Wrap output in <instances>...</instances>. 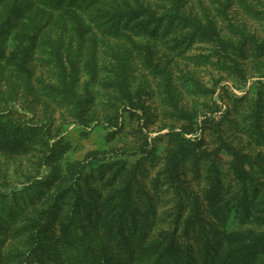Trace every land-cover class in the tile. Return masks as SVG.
I'll return each instance as SVG.
<instances>
[{"label":"rangeland","instance_id":"rangeland-1","mask_svg":"<svg viewBox=\"0 0 264 264\" xmlns=\"http://www.w3.org/2000/svg\"><path fill=\"white\" fill-rule=\"evenodd\" d=\"M143 1L159 18L156 39L141 32L137 22L117 30L108 28L113 22L105 19L93 23L91 15L82 16V31L76 32L66 17L49 14L48 8L38 13L37 8L34 17L43 30L27 65L29 74L8 81L7 72L0 71V96L8 101L0 103V114L9 112L14 121L35 128L32 138L38 143L22 155L0 150V191L8 194L7 203L13 193L32 195V183L66 175L74 163L92 193L98 190L116 198L127 185L133 206L147 215L153 236L174 225L178 196L163 184L160 173L172 146L169 135L183 130L195 145L192 158L180 167L187 188L180 229L184 223L197 227L201 220L227 231L257 228L264 220V0ZM51 45L60 46L65 63L68 58L75 61V95L83 105L82 118L44 92L58 86ZM116 67L124 73L126 100L110 84ZM235 159L255 187V198L249 189L248 218L235 208L220 223L209 209V182L216 172L209 169L207 181L204 170L214 165L221 178L216 206L220 201L236 203L244 185L231 172ZM137 166L139 172L131 179ZM115 174L119 176L109 186ZM41 190L53 191L44 186ZM56 228H48L51 244L63 242ZM177 240L188 244L183 236ZM78 242L79 249L63 248L59 256L40 251L37 264H63L60 257L66 258L64 264H85V244ZM92 243L108 264L125 258L116 238ZM15 244L1 242L0 253L24 249Z\"/></svg>","mask_w":264,"mask_h":264},{"label":"trees","instance_id":"trees-1","mask_svg":"<svg viewBox=\"0 0 264 264\" xmlns=\"http://www.w3.org/2000/svg\"><path fill=\"white\" fill-rule=\"evenodd\" d=\"M157 1L160 0H153L154 3ZM37 8L38 13L48 8L49 14L66 17L76 32L82 31L81 21L84 15L93 16V23L101 19L113 22L108 28L114 26L117 30L130 21L137 22L138 29L143 33L147 32L153 39L157 38L155 35L160 30L159 18L153 15L148 1L143 0H0V71L7 72L8 81L10 78L16 79L29 74L27 65L38 46L37 36L43 30L39 20L34 17ZM196 29L207 34L211 32ZM146 46L149 47L148 43ZM50 52L51 62L58 70V86L44 88V92L50 100L73 108L77 112L76 116L82 118L83 105L75 95V61L68 58V63H65L59 45H51ZM123 74L121 67L113 69L110 84L126 100ZM4 99L6 97L1 95L0 103ZM127 100L130 101L128 97ZM33 132H36L35 128H27L14 121L9 112L0 114V150L3 152L17 155L28 153L34 143H38L33 141ZM186 132L188 131L182 130L169 135L172 146L166 154L160 173L164 178L163 184L170 187L179 200L171 230H158L153 236L150 235L147 215L138 212L133 206V195L127 185H123L119 194L115 195L116 198L114 194L102 196L98 190L92 193L84 175H81L82 169L73 163L69 165L66 175L58 174L46 181L32 183L29 188L32 195L25 192L13 193L12 201L7 203L8 194L0 191V243L12 240L16 242L15 246L19 244L24 248L0 253V264H37L42 260L40 251L47 257L59 256V253H63V248L79 249V239L85 244L83 248L86 256L83 257L84 260L81 259L85 264H108L105 257L96 250L98 247L92 243L101 240V237L118 239L119 249L125 258L119 257L114 264H264V220L260 221L257 228L244 231H227L211 224L207 227L203 220L197 227L184 223L180 229L184 216L182 195L187 190L180 167L187 159L192 158V146L195 145L194 141L183 136ZM198 161L195 160L194 163ZM211 168L216 172V177L210 181L208 171ZM230 168L240 184L244 185L242 197L232 204L230 201H220L219 206L216 205L221 178L214 165L204 170L205 179L213 186L209 209L212 214L217 215L220 223H224L235 208L244 218H248L246 203L249 189H252L253 199L255 198L256 189L248 182L241 162L235 159ZM138 172L139 167H134L130 178L135 179ZM195 172L198 177L197 166ZM115 176L109 186L119 175ZM56 181L59 183L54 185ZM42 186L47 191H53L46 194L41 190ZM26 204H31L30 209L24 210ZM24 217L27 222L19 224ZM57 225L63 242L51 244L52 237L48 234V228H56ZM179 235L188 240L187 246L179 243ZM59 259L64 264L66 258Z\"/></svg>","mask_w":264,"mask_h":264}]
</instances>
